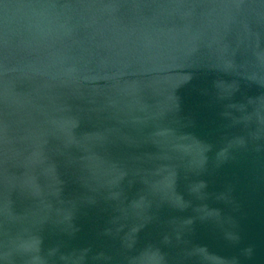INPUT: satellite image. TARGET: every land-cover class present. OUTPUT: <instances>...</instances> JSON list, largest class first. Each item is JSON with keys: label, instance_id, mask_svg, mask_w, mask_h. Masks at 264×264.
<instances>
[{"label": "water", "instance_id": "95a60500", "mask_svg": "<svg viewBox=\"0 0 264 264\" xmlns=\"http://www.w3.org/2000/svg\"><path fill=\"white\" fill-rule=\"evenodd\" d=\"M0 264H264V0H0Z\"/></svg>", "mask_w": 264, "mask_h": 264}]
</instances>
